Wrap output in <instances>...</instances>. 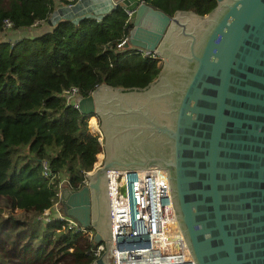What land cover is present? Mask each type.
Segmentation results:
<instances>
[{"label": "water", "instance_id": "obj_1", "mask_svg": "<svg viewBox=\"0 0 264 264\" xmlns=\"http://www.w3.org/2000/svg\"><path fill=\"white\" fill-rule=\"evenodd\" d=\"M172 14L121 0L120 44L160 58L142 87L100 83L78 100L99 119L101 164L80 188L63 185L65 215L108 238L176 232L165 178L194 264H264V0H216Z\"/></svg>", "mask_w": 264, "mask_h": 264}, {"label": "trees", "instance_id": "obj_2", "mask_svg": "<svg viewBox=\"0 0 264 264\" xmlns=\"http://www.w3.org/2000/svg\"><path fill=\"white\" fill-rule=\"evenodd\" d=\"M77 0H0V32L47 21L57 3ZM172 14L176 9L210 11L216 0H145ZM6 20L11 22L5 26ZM131 24L120 2L101 14L61 16L49 30L0 39V260L6 250L26 260L93 264L94 242L68 220L45 211L58 199L61 185L80 188L102 144L89 128L91 114L68 103L71 85L81 96L100 83L142 87L159 72L161 60L136 47H121ZM92 123L95 122L93 117ZM50 176L43 175L42 162ZM19 211V212H18ZM85 236V235H84ZM87 236V235H86Z\"/></svg>", "mask_w": 264, "mask_h": 264}, {"label": "built area", "instance_id": "obj_3", "mask_svg": "<svg viewBox=\"0 0 264 264\" xmlns=\"http://www.w3.org/2000/svg\"><path fill=\"white\" fill-rule=\"evenodd\" d=\"M10 24L11 22L9 20H6L5 26L9 27ZM36 24L37 22H35L34 25ZM63 93L66 101L78 108V100L81 97V95L78 93L77 88L71 85L70 87L65 89ZM97 123L98 122L95 121L94 123L90 122L88 124L90 130L98 134V139L102 144L103 135L99 128V124ZM100 163H101V159L99 163L98 161L95 162L94 166H97ZM42 165H43L42 166L43 175L49 177L50 170H49L48 162L44 160L42 162ZM89 171H86V173ZM119 172L160 181L163 184L168 199L176 232L180 230V227L175 217V212L173 210L172 199L168 188V184L165 178L141 174L127 170H119ZM86 181L87 179L85 177L84 183ZM61 186L62 185L60 183V188ZM57 196H58L57 201L53 203L51 208L45 211L46 215L44 219L47 220L51 213L54 215H58L59 217H64L68 220L69 227H73L76 230V232H80L83 235L88 234L90 239H92L93 231L85 229L73 218L65 215V213L63 212L62 205L60 203V191L58 192ZM51 209L53 210V212H51ZM174 234L176 233L174 232L171 234H158V235H149V236H140V237L108 238V241L110 243L108 246L109 258L112 259L113 264H194L190 256L189 250L185 245V241L181 230L179 231V238H177L176 240L173 239ZM105 247L106 246L104 242L94 243V246L92 248V253L95 256V258H97L102 254ZM111 249H113L114 257L110 255Z\"/></svg>", "mask_w": 264, "mask_h": 264}, {"label": "crops", "instance_id": "obj_4", "mask_svg": "<svg viewBox=\"0 0 264 264\" xmlns=\"http://www.w3.org/2000/svg\"><path fill=\"white\" fill-rule=\"evenodd\" d=\"M113 1L109 0H77L72 4H61L57 3L55 9L50 14L47 21H40L36 31L38 33L49 30L52 27V24L59 19L61 16L66 17H78L83 14L93 13L101 14L102 12L111 8L112 5H109Z\"/></svg>", "mask_w": 264, "mask_h": 264}, {"label": "rangeland", "instance_id": "obj_5", "mask_svg": "<svg viewBox=\"0 0 264 264\" xmlns=\"http://www.w3.org/2000/svg\"><path fill=\"white\" fill-rule=\"evenodd\" d=\"M109 1H113L112 3L109 4V5H112V6L115 5L117 2H121V0H109ZM36 27H38V25L30 26L29 28H21V29H17V30L8 29L5 32H2V33L0 32V39H8V40H10L12 42V41H14L15 39H17L20 36L30 35V34L37 33ZM93 117L96 119L95 121L98 122L97 124H99V121H98L99 119L94 114H92L89 117L88 123L91 122V120H92ZM100 153L102 154V151ZM102 157H103V155L101 156V160H102ZM97 161H98V155H97ZM51 212H53L52 209H51ZM41 220H43V222H45L44 220H46V219L41 218ZM89 238L90 237H89L88 234H87V236L86 235L85 236L83 235V236H81L79 238L78 243L80 245H84L86 243L87 239H89ZM0 246L2 247V242L1 241H0ZM0 250H1V248H0ZM6 252H7V257H9V259H8V263L9 264H52V262L49 261V260H42V261H35V260H31L30 261V260H26V254H24V252H22V251L21 252H17V251H13V250H6ZM71 260H72V258L68 254V255L64 256L60 260V262L58 264L70 263ZM0 264H3L1 260H0ZM4 264H6V263L4 262Z\"/></svg>", "mask_w": 264, "mask_h": 264}, {"label": "bare ground", "instance_id": "obj_6", "mask_svg": "<svg viewBox=\"0 0 264 264\" xmlns=\"http://www.w3.org/2000/svg\"><path fill=\"white\" fill-rule=\"evenodd\" d=\"M109 170L119 172V170H115V169H109ZM172 205H173V204H172ZM173 210H174V206H173ZM174 212H175V210H174ZM175 217H176V214H175ZM176 220H177V223H178V219H177V217H176ZM179 231H180V230H179ZM179 231L175 232L176 234L173 235V239H174V240H176L177 238H179ZM110 255L114 257V255H113V249H111V254H110ZM109 263H110V264H113L111 258H109Z\"/></svg>", "mask_w": 264, "mask_h": 264}]
</instances>
